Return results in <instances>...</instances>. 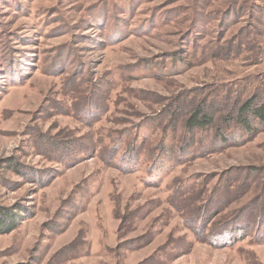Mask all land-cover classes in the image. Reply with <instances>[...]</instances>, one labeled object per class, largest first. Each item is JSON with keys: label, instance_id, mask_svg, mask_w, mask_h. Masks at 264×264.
I'll return each instance as SVG.
<instances>
[{"label": "rangeland", "instance_id": "374dc122", "mask_svg": "<svg viewBox=\"0 0 264 264\" xmlns=\"http://www.w3.org/2000/svg\"><path fill=\"white\" fill-rule=\"evenodd\" d=\"M255 94L264 0H0V264H264Z\"/></svg>", "mask_w": 264, "mask_h": 264}, {"label": "trees", "instance_id": "16d2710c", "mask_svg": "<svg viewBox=\"0 0 264 264\" xmlns=\"http://www.w3.org/2000/svg\"><path fill=\"white\" fill-rule=\"evenodd\" d=\"M232 12L234 11H231V13ZM234 122H238L240 127L239 129L248 136L255 134L260 129H264V97L262 95L255 94L250 99L240 103L239 109L234 116L232 115V118L227 124H234ZM214 125V119L204 114L199 109L196 110L192 116H190L185 127L188 131L195 133L197 130H205L213 127ZM225 140L229 139L226 138ZM129 156L130 155H128V158L131 160V157ZM2 211L3 210H0V236L14 232L17 230L20 224L17 222L18 216L12 215L11 211ZM241 230V227H239L237 231L234 225H230V227H227L224 233L219 235V241L222 243H227L229 241L235 240L237 237L236 235H238V232Z\"/></svg>", "mask_w": 264, "mask_h": 264}]
</instances>
